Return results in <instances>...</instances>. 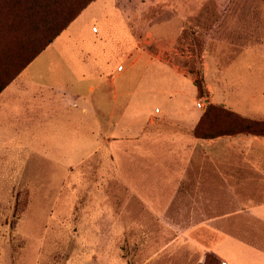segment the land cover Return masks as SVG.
<instances>
[{
  "label": "rangeland",
  "instance_id": "rangeland-1",
  "mask_svg": "<svg viewBox=\"0 0 264 264\" xmlns=\"http://www.w3.org/2000/svg\"><path fill=\"white\" fill-rule=\"evenodd\" d=\"M13 3L0 0V89L63 50L81 88L95 90L87 113L21 83L25 110L0 111V264H232L227 237L261 249V223L237 213L225 188L242 177L257 197L258 175L194 130L236 133L246 118L264 121L242 98L243 80L261 74V54L245 50L264 41V0H120L135 12L125 14L128 29L115 18L110 30L90 5L67 43L30 64L39 33L9 27ZM167 5L187 10L164 13ZM176 16L183 26L152 41V23ZM56 112L71 132L53 141Z\"/></svg>",
  "mask_w": 264,
  "mask_h": 264
},
{
  "label": "crops",
  "instance_id": "crops-1",
  "mask_svg": "<svg viewBox=\"0 0 264 264\" xmlns=\"http://www.w3.org/2000/svg\"><path fill=\"white\" fill-rule=\"evenodd\" d=\"M119 3L120 0H95L91 4L100 5L98 11L103 14V22L105 24L103 25V28L110 30L111 28L109 27L110 25H108V22L112 20L115 21V18L119 23H121L122 27L125 29L129 28L125 14L133 13L135 11H128L126 8L130 9V7L120 6ZM197 7L198 6H195L193 8L194 12H200L201 9ZM161 8L164 10V13H173L178 15L185 14L187 10L184 6L173 5H167ZM147 10L150 12L153 11L152 8H147ZM84 11L66 30L59 35V37L53 42L54 44L56 42H60L68 30L76 26L79 27L78 22H80L83 18ZM111 14H115L117 17L111 16ZM181 18L182 16H176L172 19H168L170 21L155 20L151 27L153 36L152 41L154 40L155 42V39H165L163 35H160L159 31H163L165 29L177 30L179 27H182L184 19ZM93 28L96 30L95 32L93 31V34L99 32L97 27L93 26L92 29ZM76 33L77 32L74 31V34ZM71 36L72 34L68 35L69 42ZM66 39L67 38L65 37L63 40L67 43ZM67 49H69L68 45ZM57 51V54L55 53L50 64L43 63L32 69V62L0 93V111L8 110L10 112H20V110H25L26 106L23 105V102L19 99V97H16V95L19 91V84L26 83L38 88L39 90H48L54 95L55 99L62 97L63 101H66V103L77 104L81 108L85 109L87 113L89 112L90 103L92 101L90 93L95 90V86L87 83L88 85L86 88L82 89L81 87H83V83L86 81H84L83 77L77 75L73 59H71V56L63 50L60 52ZM245 53L249 55L252 53L261 54V74L259 73L257 76L249 77L248 80H243V90L244 92L247 90L248 93L247 95L243 94L242 98L245 102H251V104H253L250 110L258 109V112H261L259 116H261L262 120L264 119V41L261 42V48H247ZM151 55L154 56L153 53ZM119 68L120 67H118V70H120ZM46 100L47 99L44 98L39 99L41 103L46 102ZM255 104H257V106ZM56 107V104L50 105L51 110L56 109ZM41 110L43 111L42 108ZM47 117H49V115ZM113 122L116 121L113 120ZM72 123L73 122H70L71 125ZM118 124L120 125L121 123L118 122ZM38 125H42L41 122ZM49 126V136L53 137V141L57 140L56 137L58 138V135H67L71 132V129L68 128V124L63 122L61 112H56L55 115L50 117ZM40 133L43 132L41 131ZM203 140L208 142L211 150L220 147L219 150H221V152L225 150L229 154L230 152H235L236 154L240 153L242 160L246 164V167L249 168V171L255 172L258 175V183L256 187L258 190L257 197H253L252 194L248 193L250 190H253V184L256 183L253 181H246L242 177L238 180L234 179L235 181H232V183L229 182V180H226L225 188L228 191L230 190L231 193L233 192L232 195L230 194L232 196L231 198L234 202L236 201L235 204H239L241 206V210L237 213H240L245 217H250L261 223V249L254 247L249 242H245L243 239L235 237H227L221 245H224V255L226 259H228L232 264H264V136L236 134L223 135ZM199 186L201 187V185ZM208 188L217 189L220 187L210 184L208 185ZM239 191H241L244 196L238 195L237 193ZM228 245H230V250H228ZM243 259H245L246 262L243 261Z\"/></svg>",
  "mask_w": 264,
  "mask_h": 264
},
{
  "label": "trees",
  "instance_id": "trees-1",
  "mask_svg": "<svg viewBox=\"0 0 264 264\" xmlns=\"http://www.w3.org/2000/svg\"><path fill=\"white\" fill-rule=\"evenodd\" d=\"M14 3L10 8L12 19L9 27L17 25L31 27L39 33L38 43L33 58L29 64L40 55L47 46L51 45L59 35L66 30L95 0H12ZM28 65V64H27ZM26 66L21 69L15 77L20 74ZM14 78H12L13 80ZM11 80V81H12ZM10 81V82H11ZM9 82V83H10ZM8 83V84H9ZM6 84L0 89V93L8 86ZM252 134L264 136V121L246 118L242 122L238 132H226L216 135L201 133L195 129L196 137L202 139L216 138L223 135Z\"/></svg>",
  "mask_w": 264,
  "mask_h": 264
}]
</instances>
